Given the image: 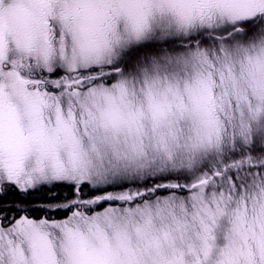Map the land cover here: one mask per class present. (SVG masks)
Wrapping results in <instances>:
<instances>
[{"label": "snow or ice", "instance_id": "obj_1", "mask_svg": "<svg viewBox=\"0 0 264 264\" xmlns=\"http://www.w3.org/2000/svg\"><path fill=\"white\" fill-rule=\"evenodd\" d=\"M0 264H264V0H0Z\"/></svg>", "mask_w": 264, "mask_h": 264}]
</instances>
